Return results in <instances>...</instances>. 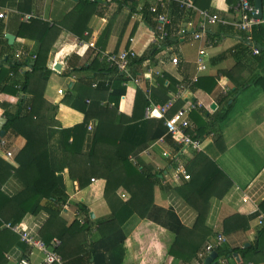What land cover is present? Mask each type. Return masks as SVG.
<instances>
[{
  "label": "crops",
  "instance_id": "obj_1",
  "mask_svg": "<svg viewBox=\"0 0 264 264\" xmlns=\"http://www.w3.org/2000/svg\"><path fill=\"white\" fill-rule=\"evenodd\" d=\"M145 4L147 3L144 0H139L136 5L130 3V5L120 8L118 4L114 3L107 7L104 16L92 18L89 24L90 31L85 34L87 38L84 40H79L71 33H62L56 43L54 53L51 54L53 73L46 87L45 99L54 105L61 104L65 95H59V90L67 92L73 82L71 77L63 76L69 59L73 54H76L81 58L80 65H84L94 51L88 48V44L91 42H95L97 48L106 52L133 49L139 57L145 54L156 42L154 29L146 24L141 13H137ZM77 5V0H0V15L7 14V18L0 22L4 24L5 36L11 34L16 38L14 43L16 50L28 47L34 52L35 42L17 37L21 23L19 13H33L40 17L41 21L53 24L63 21ZM239 5L240 0H212L211 9L213 12L211 13L233 23L244 17ZM131 6L136 8L137 12H132ZM189 20L192 21L193 31L202 30L204 20L201 16L194 15ZM206 27L208 37L217 39L218 43L212 49H208L204 70L199 73V78L217 76L218 84L210 92L204 89L192 90L189 88L184 97L202 102L203 108L202 112L199 111V115H202L204 120L203 112L211 117H218L228 108V104L223 100L225 97L231 96L234 101L232 99L229 104L234 102V105L229 111L228 118L217 124L221 138L217 143H214L213 137L206 136L203 151L179 150V161L192 176V180L188 181L176 180L174 161L163 156L166 152L174 153L178 149L171 138H166L164 142H161L164 134L155 140L151 139L150 134L145 132L146 127L144 126L142 135L134 128L126 130V140L134 142L138 137H142V148L139 149L138 155H134L137 157V164L139 159L142 160L151 167L152 174L157 176L154 188V207L156 209L152 210L150 214L152 219L141 221L134 216L125 225L126 232L130 234H128L125 243L127 264H206V259L211 254L206 252V248L209 244L216 243L218 235H223L226 240L221 247L226 245L243 249L260 242L263 249L258 253L250 251L220 259L218 256V264H264V226L258 224L261 203L264 201V82L260 81L256 84L258 78L264 77V53L254 56L253 49L244 51L245 48L240 39L242 32L236 29L219 24L206 25ZM226 30L229 32L224 34ZM187 47L192 51V54L184 51ZM178 49L181 59L177 57L181 65H173L169 59L165 61L166 50L159 54L158 66L151 65L150 67L177 80L180 83L179 90L181 85L187 86L182 82L184 77H189L192 80L197 74L198 45L185 42L179 44ZM259 56H261V60H258ZM57 67L59 69H56ZM146 67L148 65L144 70ZM233 68H235L233 78L249 86L238 93H231L235 89V84L231 82L230 78L223 75V72ZM57 76L64 79L59 80L60 78L58 79ZM60 83H64V86ZM166 84H169V80ZM146 85L147 83L138 87L129 83L126 87L127 94L121 100L122 113L127 116L132 115L137 91L146 90ZM150 85L154 86L155 84ZM178 90L169 93V97L176 94ZM152 104L161 106V104L153 102ZM240 107L246 111L243 117ZM146 109L143 120H149L146 118ZM194 115L195 113L192 115V121ZM4 117V110L0 108L1 128L4 126ZM57 119L63 127L69 128L81 123L84 120V115L65 105H60ZM194 124L197 126L196 122ZM91 136L92 134L86 140V151L90 148ZM6 137L11 141L14 152H18L21 146L25 145V140L22 137ZM51 148L58 161H61L64 154L60 148V139H52ZM205 159L210 160L222 174L218 173L211 162ZM12 165L17 166L16 162ZM64 173L69 201L64 206L60 218L68 224L77 218L83 224L85 217L80 214L77 204L87 203L90 214L95 215V218L90 217L91 220L97 222L107 219L111 211L101 195L104 182H96L92 188L81 190L78 182L69 177L68 169H65ZM211 176L215 178L212 182L210 181ZM200 188L206 189L205 194L208 197L205 199H201L197 194ZM24 189L25 186L15 177L8 179L3 186L4 193L10 198L19 196L24 192ZM90 189L93 197L88 199ZM201 201L206 203L202 207ZM43 202L45 203V201ZM200 207L205 211L202 222H199L200 211L198 208ZM235 214L248 218V229L236 228L225 233L222 227L223 220ZM48 221L49 215L43 211L37 215H27L18 225L36 238L43 240L41 232ZM180 227H184L188 232L184 234L185 236L180 241L181 245L177 247L176 251L182 249L186 253V243L190 244V248L187 249L189 255L194 253L195 249L200 248L198 256L186 263L175 260L169 254L170 248L176 241L175 234L180 230ZM3 228L5 227H0V231ZM92 234L97 240L98 234L95 229ZM51 242L46 244L50 245ZM81 245L84 246V244ZM81 250V247L78 246V251ZM23 257L30 258L35 264L41 263L44 258L42 252L21 243L19 238V244L11 246L6 253V258L8 264H19Z\"/></svg>",
  "mask_w": 264,
  "mask_h": 264
},
{
  "label": "trees",
  "instance_id": "obj_2",
  "mask_svg": "<svg viewBox=\"0 0 264 264\" xmlns=\"http://www.w3.org/2000/svg\"><path fill=\"white\" fill-rule=\"evenodd\" d=\"M211 1L196 0V5L202 10L213 12ZM77 2L76 8L59 23L50 24L41 20L20 23L17 37L35 42L33 53L37 57L32 64H28L29 70L22 75L19 71L27 63L25 60L13 59L16 45L9 44L4 34V24L0 22V108L4 110L6 117L3 130L5 136L22 137L25 140V145L21 146L15 156L17 166L0 158V227L5 223L21 224L27 215H37L44 211L48 213L49 221L42 230L41 237L47 244L53 238L61 241L57 252L62 257L63 264H127L125 243L129 233L126 232L125 225L134 216L141 221L152 219L150 214L156 209L154 188L157 176L152 174L151 167L142 160H138V166L130 161V158L138 155L139 149L142 148V137H138L133 142L126 140L125 133L128 128H134L142 135L144 126L145 132L150 134L151 139L155 140L163 136L166 133L163 121L143 120L144 112L152 102L166 104L170 99L169 93L176 92L180 83L164 74L163 77L156 76L154 85L156 87L147 83L146 90L137 91L133 113L127 116L120 108L121 100L127 94L126 87L122 86L123 77L117 76L115 70L101 63L96 51L91 53L84 65H80L81 58L73 54L63 76L70 78L76 75L77 80L72 82L60 105L82 113L84 120L73 127H63L57 119L60 105H54L45 99L46 87L53 73L51 54L55 51L57 41L64 32L84 40L87 38L85 34L90 31L89 24L93 17L104 16L107 7L114 3L122 8L130 3L136 5L139 0H96L95 2L77 0ZM248 2L252 6L255 4V0ZM148 7V4H145L140 12L132 6L131 9L132 12L141 13L146 24L155 29V22ZM172 16L177 27L183 19V12L175 4ZM224 27L234 29L231 26ZM228 32L229 30H226L224 34ZM240 34L244 51L251 50L252 45L247 41L246 34ZM252 35L254 43L260 46V53H264V24L255 26ZM179 44L181 42L179 40L174 42L173 36L154 43L145 54L133 58L132 71L140 73L146 65L158 66L159 54L167 49L170 51L165 55V61L171 60L173 56L181 59ZM25 50L31 51L28 47ZM259 59L261 60V56L258 57ZM177 65H181V62L179 61ZM234 70L235 68L223 72V75L235 84V89L231 93H238L249 86L233 78ZM11 72H14V76H11ZM106 79H115L111 92L102 82ZM167 80L169 84H166ZM218 80L217 76H205L199 78L197 83H192L191 78L184 77L182 82L192 90L204 89L210 92L216 87ZM95 81H99L96 89L92 88V83ZM260 81L264 82V77L258 78L256 84ZM18 86H21V90L17 89ZM232 99L231 96L223 99L228 104V108L218 117H211L203 112L204 120L202 115H199L202 109L194 112L195 120H193L197 124L198 137L205 138L213 134L214 143L221 139L217 124L228 118L229 111L234 105V102L229 104ZM87 100L91 103L87 104ZM103 102L106 104L103 105ZM181 105L182 102L178 104ZM90 123L94 124L92 133L88 131ZM56 133L59 134L60 146L64 154L62 165L58 163L51 148V140ZM90 134L92 141L89 150L86 151L85 143L90 138ZM211 165L222 174L212 162ZM65 169H68L69 177L78 182L81 190L92 188L96 182H104L101 195L111 211L107 219L97 222L91 220L87 203L77 204L80 214L85 217L83 224L77 218L71 224L60 218L64 206L69 201ZM11 177H15L25 186L24 192L13 198L8 197L3 191V186ZM190 177L192 180L191 175ZM214 179V176L210 177L211 182ZM205 193V188L197 191L201 199L208 197ZM122 194L127 198L123 199ZM92 197L93 193L90 189L88 199ZM204 204L206 203L201 201V207ZM201 207L198 208L199 222L205 217V211ZM261 211L264 213V201L261 203ZM222 227L225 233L236 228L246 230L249 221L247 217L235 214L225 218ZM94 229L98 234L97 240L92 234ZM186 232L187 229L180 227L175 234L176 241L169 250V254L175 260L183 263L191 261L200 253V248H197L189 255L187 250L190 248L189 243L185 245L186 253L182 249L176 251ZM16 243L19 244L18 235L6 228L0 231V264H8L6 253ZM78 246L81 247V251H78ZM250 251L262 252L260 242L243 249L225 245L220 247L217 253L220 259ZM218 260L213 264H218Z\"/></svg>",
  "mask_w": 264,
  "mask_h": 264
},
{
  "label": "built area",
  "instance_id": "obj_3",
  "mask_svg": "<svg viewBox=\"0 0 264 264\" xmlns=\"http://www.w3.org/2000/svg\"><path fill=\"white\" fill-rule=\"evenodd\" d=\"M95 2L96 0H91ZM148 4V10L153 20L155 22V37L156 42H161L173 36L177 41L181 43L189 42L190 44L198 45V59H197V74L192 78V83H197L199 80V73L204 70L206 63V58L208 56V49H212L215 44L218 43L217 39H211L208 37L206 32V25H222L231 26L234 29L246 34L247 41L252 45L253 55H260V48L256 47L253 41V28L257 25L264 24V18L261 20L255 19L254 15L257 13L254 6H252L248 0H240V10L243 11L244 17L240 21H235L233 23L221 18L219 15L211 13L209 10H202L196 5V0H144ZM177 5L179 9L183 12V19L181 23L175 27L174 19L172 16L173 6ZM250 14V16L248 15ZM20 22L29 23L33 20H41L40 17L33 13H19ZM201 16L204 20V26L201 31H193L192 21L189 20L192 16ZM1 19H6L7 14L3 13L0 15ZM89 49H93L99 54V60L107 68L116 71L117 76L123 77L122 86L127 87L129 83H133L138 87H142L143 84H155L156 76L163 77L162 71L156 70L150 66L140 73H134L131 69V62L133 58L139 57L138 54L133 49H124L119 52H106L97 48L95 42L88 44ZM170 49H167L169 52ZM36 55L32 51L25 49H18L14 52L13 59L15 61L25 60L27 65L24 66L19 73H23L29 70V65L36 59ZM171 64H179V58L174 56L171 59ZM145 68V67H144ZM11 76H14V72H11ZM72 81L77 80V76L73 75L71 77ZM115 79H106L102 82L106 87H112ZM99 81L92 83V88L96 89L98 87ZM21 90V86L17 87ZM189 91V87L181 85L176 94L171 95L169 101L161 106H156L150 104L146 109V118L148 119H158L162 120L166 133L164 137L160 140L164 142L166 138H171L177 150L174 153H164L163 156L166 159L172 160L175 163V178L176 180L183 179L188 181L191 179L190 174L183 164L180 163L178 152L181 149H190L196 152L203 151L205 148L206 138H201L197 136V126L192 121V115L194 112L203 108L201 101L185 98L184 94ZM66 91L59 90V95H65ZM22 95L21 93L19 94ZM182 102L181 106H178ZM91 101L87 100V104ZM106 102H103L105 105ZM6 123V117H4V125ZM94 130V124L90 123L88 126V131L92 133ZM3 128L0 127V158L3 160L14 163L16 152L12 149L11 141L6 137H1V132ZM209 137H213L211 134ZM130 161L134 165L137 164V157L132 156ZM121 197L126 199L127 196L122 194ZM259 226H264V213L259 212L258 216ZM6 229L11 230L13 233L17 234L20 241L31 248L39 250L42 252L44 258L39 264H63L62 257L57 252V249L61 246V241L58 238L52 240L50 245H47L43 240L36 238L28 231L23 229L20 225H11L10 223L3 225ZM226 242L223 235H218L216 243L209 244L206 248L207 253H212L219 249ZM19 264H35L30 258L23 257L19 261Z\"/></svg>",
  "mask_w": 264,
  "mask_h": 264
},
{
  "label": "water",
  "instance_id": "obj_4",
  "mask_svg": "<svg viewBox=\"0 0 264 264\" xmlns=\"http://www.w3.org/2000/svg\"><path fill=\"white\" fill-rule=\"evenodd\" d=\"M255 9L257 11V13H255L254 17L255 19L261 20L264 18V11H263V7H264V1L263 0H255ZM6 39L9 41L10 45H13L16 41V38L11 35V34H7L6 35ZM176 40L174 39V42ZM255 44V43H254ZM256 47L260 48V46H258L257 44H255ZM56 69H59V67H57ZM71 86V85H70ZM215 107V105L213 106V108ZM5 136V131L3 130L1 132V137ZM91 218H95V215L93 213L90 214ZM218 253L217 252H212L208 258L206 259V264H213L214 261H216L218 259Z\"/></svg>",
  "mask_w": 264,
  "mask_h": 264
},
{
  "label": "rangeland",
  "instance_id": "obj_5",
  "mask_svg": "<svg viewBox=\"0 0 264 264\" xmlns=\"http://www.w3.org/2000/svg\"><path fill=\"white\" fill-rule=\"evenodd\" d=\"M189 48L187 47V48H185V52H187L188 54H192V51H190V50H188ZM57 78L59 79V80H63L64 78L63 77H58L57 76ZM61 85H63L64 86V83H60ZM240 112L242 113V117H243V115H245V109H243V107H242V109H241V107H240ZM237 118V117H236ZM193 119L195 120V118L193 117ZM193 120V121H194ZM54 138H57V140L59 139V134L58 133H56V135L54 136ZM53 138V139H54ZM60 148H61V146H60ZM18 152H16V154H17ZM64 162V156L61 158V161H59L58 163L59 164H61L62 165V163Z\"/></svg>",
  "mask_w": 264,
  "mask_h": 264
},
{
  "label": "clouds",
  "instance_id": "obj_6",
  "mask_svg": "<svg viewBox=\"0 0 264 264\" xmlns=\"http://www.w3.org/2000/svg\"><path fill=\"white\" fill-rule=\"evenodd\" d=\"M255 7V6H254ZM218 250V249H217ZM217 250L216 251H214V252H217Z\"/></svg>",
  "mask_w": 264,
  "mask_h": 264
}]
</instances>
